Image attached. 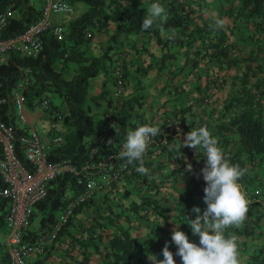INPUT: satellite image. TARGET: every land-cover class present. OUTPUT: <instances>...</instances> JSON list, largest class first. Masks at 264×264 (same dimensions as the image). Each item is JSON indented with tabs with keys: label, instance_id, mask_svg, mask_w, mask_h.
<instances>
[{
	"label": "trees",
	"instance_id": "16d2710c",
	"mask_svg": "<svg viewBox=\"0 0 264 264\" xmlns=\"http://www.w3.org/2000/svg\"><path fill=\"white\" fill-rule=\"evenodd\" d=\"M33 1L0 0V11L11 8L17 12L16 16H9L8 24L2 32L3 36H17L37 21L42 13V5L38 6ZM66 1L71 4L78 1L86 2L88 8L63 24L64 36L62 38L50 30L44 32L41 35L42 49L38 56H23L18 52L12 51L6 60L0 61V96L11 97L15 92L20 79L17 66L23 65L31 68L32 75L30 79L32 81L29 89L25 91L27 108L35 109L36 102L43 95L48 96L46 93L49 89H52L65 102V106L60 107L51 100L53 105L64 112L62 120L64 127L59 129L52 128L49 132L50 136L56 133L63 136L62 142L53 145L48 150L49 159L67 157L78 164H82L89 157L88 143L90 141L87 140L88 137L95 136L101 128L96 123L94 108H98L105 101H107L108 105L111 104V100L106 99L107 92L105 90L100 94L92 92L91 81L100 73L110 75L117 39L126 33L145 31L142 30V21L147 15L148 8L157 0ZM162 1L165 2L167 9V22L161 24L160 21H157L151 27L158 38H160L158 32L162 29L175 30L176 36L175 39H170L172 41L183 43L182 37H186L185 43L187 45H193L197 38L212 37L209 40L211 41L209 45L213 49L212 55L217 58H226L224 60L225 66L240 64L242 58H239V56L231 58L233 54L226 47L228 31L225 30L224 25L217 28V20H222L225 15L232 16V13H234L232 16L234 23L240 15L243 16L246 24L253 22L258 29L264 32V0H231V2L236 1L237 6L220 7L213 18L202 19L201 23L191 20L185 10L186 6H189L191 2H196L199 9H202L206 4L205 0ZM109 22L116 24V33L113 36V41L104 46L101 56L91 54L87 50L90 39L89 31L93 27L99 28V26L107 25ZM233 45V43H230L229 48ZM258 49L261 50L262 48L259 47ZM253 57L255 58L254 54L247 55L245 60ZM198 61H195V64ZM71 62L76 63L75 68L69 75H66V67ZM246 67L248 72L242 70L243 72L240 73V76L236 75L234 77L239 79L240 85L236 91L234 90L223 100L222 109L218 117L219 120L215 122L207 119L201 120L197 128L207 125L212 136L217 139L218 147L222 149L231 164L247 169L245 175L238 181L240 184L245 187H258L261 182V179H259L260 174L254 172V169L257 164L264 163V75H261L264 74V53L263 58H259L254 67L249 64ZM250 75L254 77L253 82L249 80ZM214 79L216 83H221L222 79L224 81V78L220 80L216 77ZM141 100V96H131L125 101L121 111L122 121L106 137V140H111L112 144L103 143L100 146L98 151L99 158L117 148L118 142L127 136V122L132 117L134 109L141 104ZM0 119L16 126V110L11 100L3 105ZM115 128L119 130L118 134ZM21 134V130L17 129V135L20 136ZM233 140L236 141L232 142ZM16 146L19 158L26 164L19 142H16ZM179 151L183 150L178 148L176 152ZM185 152L190 154L188 151ZM170 154L173 155V151ZM203 154L204 149L201 148L199 155ZM146 162H144V165ZM149 162L153 166L151 171L153 174H155L156 168L164 164L163 162ZM192 163L194 168L198 167V164L194 161ZM206 163L207 161L203 162V167L206 166ZM138 166V161L133 163V175L146 179V175L136 171ZM81 189L82 187L77 183L75 174H64L54 178L49 185L47 197L35 205L34 212L29 217V222H31L33 218L40 215L39 225L37 229L25 230L24 240L32 241L40 232L48 228L55 220L57 212L66 205L69 195H76ZM194 193V189L181 190L173 207L159 204L152 196H143L141 202H132V213L129 215L134 216L137 214L146 219L154 220L158 217V213L167 214V212H172L171 216H173L172 220L176 228L179 225V229L188 235L190 242L199 244L200 238L192 233L189 224H187V218L189 216V218L195 219L196 214L192 212L194 207H199L202 214L206 210L207 205L197 203L193 198ZM261 196L264 200V187L263 190L261 189ZM94 202L95 199H92L79 204L75 209V213L82 210L85 206L91 207ZM7 204L8 201L0 197V210L2 211L0 213V230L5 225L4 217L6 216ZM112 207L111 205L108 207L110 212ZM248 207L247 218L240 225L225 229V235H231L234 238L238 236L246 238V240H236L238 250L243 255L242 264H264V243L256 244L247 240V238L255 235L254 231H257L255 233L259 235L264 232V223H259L261 216L264 215V211L262 212L260 209L264 210V206L260 202H256L249 204ZM252 208H255L257 213H252ZM145 209H148V211H145ZM100 210L101 208H99V212ZM72 217L68 219L67 223ZM102 219L98 220L99 233L95 235L91 228L88 229V239L82 242L85 245H93L97 251H105L102 264H153L149 259L151 256H162L161 260L164 259L162 251L166 243L153 227L150 228L146 238H141L140 236L132 235L129 229L122 226L110 228V226L114 225V220L111 218H108V224L103 222ZM166 233L170 237V233ZM169 246L170 251L174 253L175 259L178 247L175 243ZM0 248L5 249L6 247L0 244ZM5 250L7 253V249ZM176 264H183L182 259L179 262L176 261Z\"/></svg>",
	"mask_w": 264,
	"mask_h": 264
},
{
	"label": "crops",
	"instance_id": "0c3cea01",
	"mask_svg": "<svg viewBox=\"0 0 264 264\" xmlns=\"http://www.w3.org/2000/svg\"><path fill=\"white\" fill-rule=\"evenodd\" d=\"M39 1L34 0L33 2L40 6L42 3ZM205 1L206 4L202 9H199L196 2H191L189 6H186L185 11L191 20L201 23L202 19L213 18L220 7L237 6V2H231V0ZM157 2L161 3L167 12L165 2L162 0H157ZM75 3L77 8V3H79L80 13L74 12L73 3L72 9L66 11L62 18L60 13H53V19L65 24L71 18L81 14L83 11L81 3ZM11 15L16 16V10H13ZM222 20H224L225 30L229 34L226 40L228 51L230 43L234 44L231 48L238 51L239 48L236 47L235 43L240 42L239 38L245 42L253 37L254 39H264V32L258 29L253 22L246 24L243 16H240L235 23L232 16L228 15L223 16ZM152 29L119 36L113 54V63L119 54H122L124 58L122 97L125 101L131 96H141L142 98L141 104L134 109L132 117L127 122V131L135 130L140 123L158 126L161 129L159 143L149 148L144 156V162L147 161L144 166L149 169V174L146 175V179H142L134 176L133 169H131L121 183L100 191L91 207L85 206L82 210L74 213L71 220L64 226L59 238L46 252L30 255L31 264H102L105 251H97L93 245L82 243L88 239V229L91 228L95 235L99 233L98 220L102 218L103 222L107 224L108 218L116 219L110 228L122 226L129 229L132 235L141 238H146L150 228L153 227L166 244H172L171 236L176 228L175 224H172V212L158 213V217L154 220L146 219L137 214L130 216L125 221L123 220L124 216L132 213V202H141L143 196H152L159 204L173 207L181 190L194 189V200L199 204H206L204 202L206 195L204 189L207 182L202 173L203 162L207 161L205 151L203 155H199L200 149L197 151L191 147L183 148V141L188 132L192 129H198L201 120L207 119L211 122L219 120L223 100L228 96L225 85L229 82V70L230 68L231 70L234 69L233 66L236 64L225 66L224 60L226 58H217L212 55L213 49L209 45L211 42L209 40L212 37L197 38L193 45H187L185 43L186 37H182L183 43L172 41L167 38L172 31L164 29L158 32L160 34V38H158ZM234 29L236 30L234 31ZM237 31L240 33L239 35H237ZM250 31L252 34L255 33L253 37L248 34ZM115 33L116 24L114 22H109L107 25L99 26V28L93 27L89 31L88 52L101 56L104 46L113 41ZM237 51L230 53L236 54ZM244 52V49L243 51L240 50L242 56L245 57ZM256 53L253 52V54ZM8 55L9 53L6 56ZM259 55L261 56L262 52ZM195 61L198 63L195 64ZM246 62L253 64L252 61ZM75 64V62L69 63L66 67V75L74 70ZM111 74L112 71L110 75L100 73L91 81L93 93L100 94L105 90L107 92L106 99L111 100L110 105L105 101L98 108H94L95 120L99 127L105 122L107 115L114 109L120 97L117 93L116 81ZM216 77L220 80L224 78V81L222 79L223 83H216L214 79ZM227 89L228 91L232 90V87L229 86ZM207 98L208 100H205ZM38 117L43 119L44 126L47 128L48 137L45 141L52 137L49 135L52 128H63L61 120L48 117L41 112ZM122 118L123 116H120V122ZM30 119L33 122L31 116ZM92 137L89 136L87 140L92 141ZM105 144H108V140L105 141ZM178 148L183 151L176 152ZM172 151L173 155L170 154ZM149 161L163 162L164 164L156 168L155 174H153L151 172L153 166ZM192 161L198 164L197 168L193 167ZM228 161L231 164L230 160ZM188 164L189 166L192 165L191 170H187ZM123 195L127 197L129 204H124V200L121 202ZM261 204L264 206V203ZM109 205L113 206L111 212L108 208ZM99 208H101V213ZM255 211V208L251 209L252 213H257ZM260 211L263 212L264 210L260 209ZM34 219L27 224L26 231L37 229L34 226ZM259 223H264V215L261 216ZM163 225L169 227L170 237L166 233L167 230L162 228ZM255 232L257 231H254L255 235L247 238V240L256 244L264 243V232L261 235ZM6 233L7 228L4 225L0 230V240L4 239ZM235 239L246 240L242 236ZM5 249L0 248V264L8 263L9 257ZM239 257L242 260L241 251H239Z\"/></svg>",
	"mask_w": 264,
	"mask_h": 264
},
{
	"label": "built area",
	"instance_id": "2783aa9c",
	"mask_svg": "<svg viewBox=\"0 0 264 264\" xmlns=\"http://www.w3.org/2000/svg\"><path fill=\"white\" fill-rule=\"evenodd\" d=\"M41 3L40 17L17 36H3L2 34L13 9L7 8L0 11V61L6 60V55L12 51L23 56H38L42 49L41 35L46 31L50 30L60 38L64 36V25L56 22L52 13L71 10L72 4L66 0H41ZM123 65V55L119 54L112 64V77L116 81L117 93L120 97L114 109L100 126V131L89 142V157L82 164L67 157L49 159L48 150L53 145L62 142L63 136L56 133L50 139L42 140L37 127L32 124L25 102V91L31 84L32 70L23 65L17 66L20 79L15 92L11 97L0 96V113L3 105L9 100L13 102L16 110V126L0 119V197L8 201L4 217L7 233L4 239L0 240V244L7 249L9 257L7 264H31L30 255L44 253L56 242L61 229L73 216L79 204L95 199L100 191L121 183L132 169L134 162L127 164L126 159H120L118 155L124 150L123 145L127 136L117 148L102 158L98 156L99 148L105 143L109 132L120 124L121 111L125 104L122 97L124 90ZM35 108L41 109L42 114L48 117H54L61 121L64 118L63 110L53 105L46 95L36 102ZM143 125L148 124L141 123L139 126ZM17 129L22 132L20 136L17 135ZM159 141V135H157L153 138L149 148L158 144ZM16 142H19L26 164L17 154ZM64 174H75L77 183L82 187L81 191L76 195H69L66 205L57 212L55 220L48 228L40 232L32 241H25V228L29 223V217L34 212L35 205L47 197L51 181ZM242 187L246 192L249 204L264 203L259 187L243 185Z\"/></svg>",
	"mask_w": 264,
	"mask_h": 264
},
{
	"label": "clouds",
	"instance_id": "9594fccd",
	"mask_svg": "<svg viewBox=\"0 0 264 264\" xmlns=\"http://www.w3.org/2000/svg\"><path fill=\"white\" fill-rule=\"evenodd\" d=\"M167 19V12L161 3H152L142 21V30L150 29L157 21L164 24ZM223 25L224 20L216 21L217 28ZM175 36V32L172 31L167 38L175 39ZM115 130L118 134L119 130L117 128ZM160 132L158 126L149 125L129 130L123 145L124 150L118 154L119 158L126 159L127 164L138 161L136 171L142 175L149 174V169L144 166V156L153 138ZM108 143L112 144V141L109 140ZM184 147H191L197 151L202 148L205 151L207 163L202 173L207 182L204 189L206 193L204 202L207 208L201 214V209L194 207L192 212L196 214L195 219L189 216L187 218L192 233L200 238L199 244L190 242L188 235L179 229V225L173 230L171 240L178 247L175 255L182 259L183 264H242L237 241L231 235L226 236L225 229L240 225L249 211L246 192L238 182L247 169L229 163L207 125L188 132L183 141ZM191 168L192 165L188 164L187 170ZM162 255L163 260L157 259L156 256L149 259L153 264H176L174 253L170 251L168 244L163 248Z\"/></svg>",
	"mask_w": 264,
	"mask_h": 264
},
{
	"label": "rangeland",
	"instance_id": "374dc122",
	"mask_svg": "<svg viewBox=\"0 0 264 264\" xmlns=\"http://www.w3.org/2000/svg\"><path fill=\"white\" fill-rule=\"evenodd\" d=\"M222 1H224V0H222ZM78 2L81 3L83 11L88 8V4L86 2H81V1H78ZM75 5H76V3H74V5H73L75 7V11L74 12L75 13H80L79 12L80 11L79 3H77L78 8ZM65 12L66 11H58V12H53V13H60L61 18H62L63 15L65 14ZM233 14L234 13H232V16H233ZM237 19H239V17H237ZM56 22H57V20H56ZM235 30L236 29H234V31ZM236 33H237V35L240 34L238 31ZM248 34H250V37H253L255 35V33L252 34L251 31ZM239 41H240L239 43L238 42L235 43L236 47L239 48L238 51H237V49L233 50L232 48H230L231 53H233V52L235 53L237 51V53L233 54V56H231V58L239 56V58H242V60L240 61V64H236L235 66H233L234 69L231 70V68H230V70H229V74H228L229 75V82H227V84L225 85L226 92H227L228 95H230L234 90L236 91L237 87H239V85H240L239 82H238L239 79L238 78H234V77L236 75L240 76L241 75L240 73L243 72V71H247L248 72V68L246 67V65L249 64L252 67H254L256 65V63L258 62V59L259 58H263V53H264V51H263L264 50V39L263 38H255L254 39V37H253L252 39H250V40H248L246 42L243 39L241 40L239 38ZM259 47L262 48V49L259 50L258 49ZM243 49L245 51L243 53L245 55V57L244 56L242 57V54L240 53V50L243 51ZM253 52H257L256 54H254L255 58L253 57V58H249V59L245 60L247 58V55H253ZM260 52H262V56L259 55ZM246 61H252L253 64H251L250 62L247 63ZM261 75L263 76L264 74H261ZM249 80L251 82H253L254 77L252 75H250ZM234 82H235V84H234ZM229 86L232 87V90L228 91L227 88H229ZM46 94L48 95V98L50 100H52L56 105H58L60 107H64L65 106V102L63 101V99L60 96H58V94H56L52 89H49ZM27 111H28L29 115L31 116V118L33 119L32 124H34L37 127L38 132H39L42 140H45L48 137V132H47V128L44 126L43 119L38 117L40 112L42 114L41 109H37V108H35V109H27ZM38 118H39V120H37ZM254 172L260 174L259 175V179H261V182H260L258 187L263 190V187H264V163L257 164L255 169H254ZM123 200L125 202H123ZM121 202H123L126 205L129 204V201H127V197H125L124 195H123V198H122ZM130 215L124 216L123 220L124 221L127 220V218H129ZM39 218H40V215L36 216L35 219H34L35 220L34 221V226L36 228L38 227L37 225H39ZM246 218H247V216H246ZM115 220L116 219H114V221ZM172 224L174 225L175 223L173 222ZM174 226H176V225H174ZM162 228H164V230H167V232H170L169 227H166V226L163 225ZM172 234H173V232H172ZM171 243H174V242L171 241ZM151 257L155 258V256H151ZM156 257H157V259L161 260L162 256H156ZM175 259H176L177 262H179L181 260V258L179 256H175ZM151 262H153V261L151 260Z\"/></svg>",
	"mask_w": 264,
	"mask_h": 264
}]
</instances>
